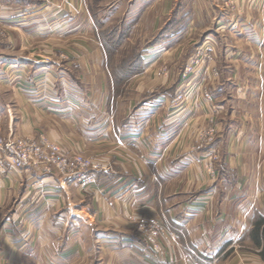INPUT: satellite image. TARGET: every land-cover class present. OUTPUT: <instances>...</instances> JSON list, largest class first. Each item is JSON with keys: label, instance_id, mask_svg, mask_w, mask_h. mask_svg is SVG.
Returning a JSON list of instances; mask_svg holds the SVG:
<instances>
[{"label": "crops", "instance_id": "obj_1", "mask_svg": "<svg viewBox=\"0 0 264 264\" xmlns=\"http://www.w3.org/2000/svg\"><path fill=\"white\" fill-rule=\"evenodd\" d=\"M65 1L0 0L2 134L47 138L113 173H96L84 192L56 170L6 164L0 264H264V0L237 1L238 15L217 0H146L155 4L140 17L156 18L153 32L167 25L153 47L172 68L160 74L148 55L119 83L104 43L90 41L95 15ZM175 3L183 29L168 27ZM79 16L81 29H68ZM189 19L217 41L198 104L174 110L191 57L176 41ZM147 221L164 228L160 251L140 228Z\"/></svg>", "mask_w": 264, "mask_h": 264}, {"label": "rangeland", "instance_id": "obj_2", "mask_svg": "<svg viewBox=\"0 0 264 264\" xmlns=\"http://www.w3.org/2000/svg\"><path fill=\"white\" fill-rule=\"evenodd\" d=\"M217 1L219 6L224 10L230 12L231 14H233V11H235L238 15L237 1L239 0ZM59 2L60 3L58 6L60 7H63L67 4V1L65 0H59ZM76 4L78 5L76 10L83 8L85 11L89 10L91 14L95 15L96 18L94 24L97 26V29L100 31V33L97 32L96 35L91 33V35H89L90 41L94 43L96 36L97 40H100L104 43L108 58L109 70L112 74L116 73L118 77L122 76L125 78L129 75V73L137 72L139 69H141V60L143 57L147 59L148 55H156V68H158L160 74H170L172 68V66H170L171 63L169 60H162L161 56L163 53H165V50L160 47L154 48L157 45L162 44L164 41V36L168 35L167 31H165L167 29V25H165V29L161 32L162 26L164 24V22L161 20L158 30L153 32V29L155 28L154 24L157 22L156 18L140 17L142 11H146L148 6L155 3L146 0H79V2H76ZM177 4L178 3L174 4V12L172 13V17L169 19L171 21L168 24V27L169 25L171 27L175 25V28L178 30L183 29L184 27L182 28L183 25L179 27V24L177 23L178 19H175L174 17ZM86 5H88V7ZM63 20L58 21L59 25H63ZM81 20V16H79V18L77 17L69 19L67 28L69 29L70 27L76 25V27L81 29ZM166 20L167 19L164 21L166 22ZM202 20L203 19H201V21ZM197 22L200 21L196 19L194 22V19H189L188 23L192 26V30L185 32V34L182 32L181 34H183V36L176 41L178 44L177 46L181 44L182 47H190L191 57H189L188 63L182 69V71L178 72L182 81H180V89L178 93L172 98L171 106L174 108V110H179L182 108L183 110L193 109L192 107L196 105L198 100L196 97L197 93L195 92V84H198L200 79H204L210 69V62L212 61V54L215 49L214 45L217 41L215 37L216 35L210 34V28L195 30L194 26H197ZM93 27L94 26L92 23L91 31L94 29ZM189 32H191V34ZM212 32L214 34L216 33L214 32V29ZM1 36L2 28L0 27V37ZM169 38H172L171 34L165 37V39ZM59 39L60 42L61 40L65 42L82 41L81 38L70 39V37L69 39H63L59 37ZM150 47L151 49L147 50ZM152 47L154 49H152ZM129 65L132 66L130 67ZM179 96H182V98ZM204 98L210 100L211 97L205 94ZM50 143L57 145L52 141H50ZM68 155L71 159L80 156L85 159V161H96L97 163H100L101 166H109L113 172L112 166L97 156H85L83 153ZM212 170V166H207V171ZM91 188L92 187L83 189V191H90ZM140 228L147 237L151 247L156 250L155 245H157L158 249L156 251H160V236L164 233L163 226L158 221H147L143 222L140 225ZM152 234L156 235L154 241L149 238Z\"/></svg>", "mask_w": 264, "mask_h": 264}, {"label": "built area", "instance_id": "obj_3", "mask_svg": "<svg viewBox=\"0 0 264 264\" xmlns=\"http://www.w3.org/2000/svg\"><path fill=\"white\" fill-rule=\"evenodd\" d=\"M1 8V6H0ZM182 98V96H179ZM2 117L0 115V172H4L6 164L18 170L32 169L42 173H51L56 170L62 177L75 180L83 189H88L95 184L96 173L111 174L109 166L100 163L85 161L80 156L70 158L62 149L50 143L47 138H22L17 139L12 135L5 136L1 130ZM214 131L208 133L209 141L213 138ZM152 241L156 235L149 237ZM155 249L158 246L155 245Z\"/></svg>", "mask_w": 264, "mask_h": 264}, {"label": "trees", "instance_id": "obj_4", "mask_svg": "<svg viewBox=\"0 0 264 264\" xmlns=\"http://www.w3.org/2000/svg\"><path fill=\"white\" fill-rule=\"evenodd\" d=\"M166 30H167V29H166ZM166 30H165V31H166ZM164 33H165V32H164ZM129 66H130V65H129ZM131 66H132V65H131ZM131 66H130V67H131ZM139 70H141V69H139ZM139 70H138V71H139ZM131 71H132V69H131ZM138 71H137V72L129 73V75H130V74L138 73ZM139 72H140V71H139ZM114 74H115V76H116V81H117V83H119V82H120V80H119L120 77H118V75H117L116 73H114ZM129 75H128V76H129ZM121 77H122V76H121ZM122 78H123V77H122Z\"/></svg>", "mask_w": 264, "mask_h": 264}]
</instances>
